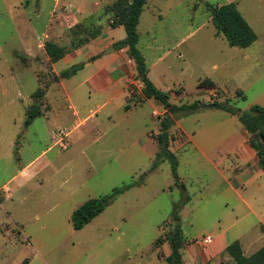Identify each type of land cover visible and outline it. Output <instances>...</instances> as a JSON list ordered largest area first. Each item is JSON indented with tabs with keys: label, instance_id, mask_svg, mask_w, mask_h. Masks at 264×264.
Here are the masks:
<instances>
[{
	"label": "rangeland",
	"instance_id": "obj_1",
	"mask_svg": "<svg viewBox=\"0 0 264 264\" xmlns=\"http://www.w3.org/2000/svg\"><path fill=\"white\" fill-rule=\"evenodd\" d=\"M66 1L0 0V264L25 260L29 264H168L166 237L177 223L175 215L184 239L182 264H219L208 260L207 246L196 245L219 230H225L230 240H241L249 254L260 225L252 218L229 222L232 214L245 208L233 198L224 206L220 193L214 191L219 182L216 171L191 144L176 155L177 175L186 192L180 179L172 177L167 160L152 168L166 114L158 102L145 100L125 109V94L108 101L110 95L95 92L91 84L77 88L70 101L58 86L53 92V67L60 73L82 57L66 54L51 64L44 43L73 50L72 41L89 33L76 30L74 35L70 27L81 23L91 28L99 16L103 26L110 20L89 5L93 0H87L74 24L71 10L60 7ZM97 1L100 7L112 0ZM230 2L236 3L256 34L247 48L231 47L217 35L206 9V4ZM55 4L60 9L51 17ZM137 30L148 63L164 55L152 74L184 75L185 93L170 96L171 104L213 102L208 92L197 90L198 82L209 77L225 93H217L214 101L230 100L240 111L255 104L264 107V0H149ZM110 54L103 55L108 59ZM101 55L96 59L105 61ZM90 72L89 67L77 71L72 87ZM37 88L44 90L38 101L43 115L25 127L26 108L35 101L32 94ZM237 90L243 99L237 97ZM131 95L136 100L141 96ZM230 117L205 108L180 113L175 119L195 130L194 140L203 137L200 145L211 149L240 127V121ZM175 128L173 123L166 132L167 146L177 134ZM126 185L130 187L114 194L88 224L72 228L75 208ZM4 187L9 190L6 196ZM186 196L189 200L184 201ZM158 238L161 242L156 244ZM263 243L264 238L258 239L252 248Z\"/></svg>",
	"mask_w": 264,
	"mask_h": 264
},
{
	"label": "crops",
	"instance_id": "obj_2",
	"mask_svg": "<svg viewBox=\"0 0 264 264\" xmlns=\"http://www.w3.org/2000/svg\"><path fill=\"white\" fill-rule=\"evenodd\" d=\"M85 1L87 0H67L66 3L60 7L64 6L71 10L69 14L70 17L74 19L75 24L78 20L76 16L81 15L82 13L80 8L82 7L81 4ZM114 1L115 0H112L98 7V1L93 0L89 2V5L91 7H97L100 11V15H102L103 8ZM57 5L55 4L56 10H53L51 17L56 11L60 9V7H58ZM111 24L112 20H109V22H107V25L103 26V24H101V17H97L95 21H93V25L100 28V33L95 38L91 39L88 43L66 53L70 54L75 59H77L78 57H82V60L75 64H83V67L80 70H84L88 67L91 68L90 74L81 75L80 81L74 87H72L71 83L74 81L77 75H73L67 79H59L57 82H55L53 92L56 86H58L63 93L67 94L66 98L70 101V96L77 88L85 84H91L95 92L106 93L110 95L108 101H110L112 98L118 97L122 93L125 94V109H129L131 105L133 107L139 105H134L129 101L132 93L137 92L141 94L142 84L135 77L134 62L128 58L125 49L110 52L111 54L109 55L110 57L108 59H106L107 55H103L107 49L113 47V43L122 40L125 37V32L121 25L112 26ZM137 48L144 57L140 48L139 34ZM98 55H101V57H103L105 61L96 59ZM163 58L164 55H160L150 63H148L144 58L147 67V78L160 91L169 92L170 96H173V94L178 96L184 95L185 91L181 86V82H183L184 80V75H166L165 73L152 74V70L163 60ZM53 72L55 75L59 74L54 69V67ZM208 79H210L215 84V89L218 93L225 94L214 79L209 77ZM197 88L199 92H208L211 95V100H215L216 98H218L216 96L217 92L215 89L199 88L198 86ZM205 104H209V102H206ZM103 105L105 104L98 106L97 109H100ZM69 107L71 108L74 116H78V111L75 109V106L72 103L69 104ZM205 108L211 107H199V109L194 111L193 113ZM41 112V115H43V111ZM163 112H165V110ZM227 114L231 116L230 118H235L239 121V116L231 115L229 113ZM181 122L182 121L180 119H175L174 121L176 125L175 131L177 134L174 135L173 141H171V137L169 139V144L171 143L172 145V148H170L169 151H171L176 156L177 153L186 146V144H191L195 148V150L198 151L200 155L204 157L216 171L219 177V182L217 183V185H215L214 191L220 193V198L224 203V206L227 207L229 205V200L233 198V200H237L238 203L245 208L243 213L232 214L229 222L235 224L246 218H252L256 224L260 225L258 239H263L264 170L259 165L256 152L250 146L248 141V134L241 123L239 122L240 127L238 129L232 131L228 136L221 139L219 143H217L211 149H205L200 145L204 140L203 137L200 139L198 138V140H194V137L196 135L195 130H188L181 124ZM226 122L230 123L231 120H226ZM223 123H225V121ZM169 144L167 146L168 149ZM179 179L181 182L180 188L184 192H186L182 179ZM186 200H189L188 196L185 197L184 201ZM253 228H256L255 225H253ZM210 237L211 241L208 244L204 245L207 246L206 256L208 257V260H212L215 261V263L220 264L221 260H219V258L222 257L225 258L226 261L232 262V259L229 256L225 255V248L228 243L234 240H230L228 238L225 230H219L214 234V236ZM238 241L241 245L244 255L246 256L251 255L257 249L264 245L263 243L259 248H252L256 244V241H254L253 244L249 245V249L251 252L247 254L245 253L241 240ZM196 245L200 246L198 244ZM37 256L41 258L40 254L38 253ZM24 262V264H29L26 260Z\"/></svg>",
	"mask_w": 264,
	"mask_h": 264
},
{
	"label": "trees",
	"instance_id": "obj_3",
	"mask_svg": "<svg viewBox=\"0 0 264 264\" xmlns=\"http://www.w3.org/2000/svg\"><path fill=\"white\" fill-rule=\"evenodd\" d=\"M148 0H115L103 8L102 16H110L112 26L121 25L125 32V37L122 40L113 43L116 51L125 49L129 59L134 62L135 77L142 84L140 99L136 100L133 95L130 96V103L137 105L144 100L151 99L158 102L166 114L160 122V131L158 136L160 149L156 154V159L152 164V168L156 167L159 161L167 160L170 163L172 177L178 181L176 156L167 148V140L164 141L163 135L168 132L173 125L176 115L192 113L199 109L198 102L190 104L175 105L169 102V92H163L157 89L147 78V67L144 57L137 48L138 32L137 25L143 6ZM206 9L210 14V20L217 35H221L231 47L247 48L255 40L256 34L251 26L247 23L241 13L236 7V3L230 2L227 4L213 6L206 4ZM91 27V26H90ZM71 32L75 35L78 32H88L89 37L78 39L77 42L72 41V48L76 49L91 39L95 38L100 33V28L93 25L91 28L84 27L81 23H77L70 27ZM75 37V36H74ZM44 51L50 63H55L65 56L71 50L64 46L58 45L54 42L44 43ZM24 59V58H23ZM83 67L82 63L74 64L69 68L62 70L58 75H53V81L57 82L59 79H67L75 75ZM199 88L215 89V84L208 78H204L198 83ZM216 90V89H215ZM217 92V90H216ZM218 93V92H217ZM44 90L37 88L32 97L35 101L26 108V118L24 126L28 127L32 121L39 117L42 112L39 106V99L42 98ZM237 97L243 99L240 91H236ZM217 101L210 102L211 108L223 110L231 115L239 116V121L248 134V141L250 146L255 150L260 167L264 170V143L259 138L260 135L264 137V107L259 105H251L248 110L240 111L238 108L229 104ZM255 135V137H253ZM126 185L119 190H114L112 194L104 198H90L83 202L80 206L75 208L70 216V223L74 230H79L88 224L94 217L100 214L106 204L111 200L114 194L124 191L129 188ZM174 220L177 221L171 233L166 237L170 247V253L165 258L168 264H182L181 248L183 245V234L179 225V217L175 215ZM161 239H156L155 243L159 244ZM226 254L232 259L233 264H264V245L257 249L249 256L244 255L241 245L238 240L231 241L225 248ZM25 262H23L24 264ZM208 264V263H206Z\"/></svg>",
	"mask_w": 264,
	"mask_h": 264
},
{
	"label": "built area",
	"instance_id": "obj_4",
	"mask_svg": "<svg viewBox=\"0 0 264 264\" xmlns=\"http://www.w3.org/2000/svg\"><path fill=\"white\" fill-rule=\"evenodd\" d=\"M2 193L5 194V196H6L9 193L8 188L4 187V189L2 190ZM210 241H211V237L210 236H206V237H203L200 240H197L196 244H198L200 246H204V245L208 244Z\"/></svg>",
	"mask_w": 264,
	"mask_h": 264
},
{
	"label": "water",
	"instance_id": "obj_5",
	"mask_svg": "<svg viewBox=\"0 0 264 264\" xmlns=\"http://www.w3.org/2000/svg\"><path fill=\"white\" fill-rule=\"evenodd\" d=\"M113 51H115V48H114V47H110L109 49H107V50L104 52V54H107V53H110V52H113ZM199 106L202 107V108H204V107H208L209 104H200ZM253 137H255V135H254ZM163 138H164V141L166 142V140H167V135H166V133H164ZM259 138H260L261 141L264 143V137H263L262 135H260Z\"/></svg>",
	"mask_w": 264,
	"mask_h": 264
}]
</instances>
